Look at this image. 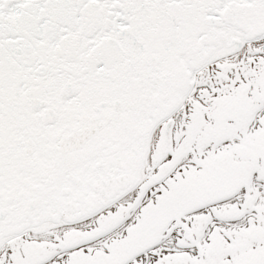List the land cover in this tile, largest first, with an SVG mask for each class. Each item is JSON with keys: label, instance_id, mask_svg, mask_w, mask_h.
Returning <instances> with one entry per match:
<instances>
[{"label": "snow or ice", "instance_id": "6c2138e0", "mask_svg": "<svg viewBox=\"0 0 264 264\" xmlns=\"http://www.w3.org/2000/svg\"><path fill=\"white\" fill-rule=\"evenodd\" d=\"M0 264H264V0H0Z\"/></svg>", "mask_w": 264, "mask_h": 264}]
</instances>
